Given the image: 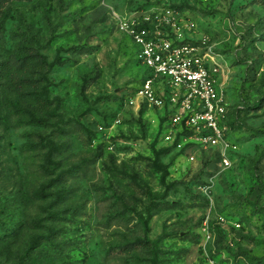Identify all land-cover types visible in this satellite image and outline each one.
<instances>
[{
  "label": "rangeland",
  "instance_id": "obj_1",
  "mask_svg": "<svg viewBox=\"0 0 264 264\" xmlns=\"http://www.w3.org/2000/svg\"><path fill=\"white\" fill-rule=\"evenodd\" d=\"M166 9L219 57L227 168L137 95L119 24ZM26 47L63 61L59 117L17 127L0 88V264H264V0H0V51Z\"/></svg>",
  "mask_w": 264,
  "mask_h": 264
},
{
  "label": "built area",
  "instance_id": "obj_2",
  "mask_svg": "<svg viewBox=\"0 0 264 264\" xmlns=\"http://www.w3.org/2000/svg\"><path fill=\"white\" fill-rule=\"evenodd\" d=\"M119 29L137 46V60L148 69L137 95L148 108L167 113L173 133L217 149L221 164L229 167L233 149L223 126L227 105L217 82L222 69L213 47L185 37L182 30L191 27L170 9L132 16L120 22ZM204 236L210 240L207 222Z\"/></svg>",
  "mask_w": 264,
  "mask_h": 264
},
{
  "label": "trees",
  "instance_id": "obj_3",
  "mask_svg": "<svg viewBox=\"0 0 264 264\" xmlns=\"http://www.w3.org/2000/svg\"><path fill=\"white\" fill-rule=\"evenodd\" d=\"M90 51L84 47L72 48V53L77 55L90 54ZM62 64L63 61L58 55L49 62L46 57L30 47L24 48L13 62L5 59L4 51H0V88L14 95L13 100H5V106L10 116L15 118L17 127L31 126L47 129L57 120L60 99L50 97L51 84L48 75L52 68L60 67ZM52 153V150L49 151L47 157H50ZM154 153L156 158L152 165L157 171L163 173V177L168 176L167 167L159 163L160 153ZM40 197H45L42 192ZM55 198L58 199V196ZM165 207L175 208L169 203ZM155 210L159 212L162 208ZM52 218L58 220L56 216ZM11 234L12 232L8 235Z\"/></svg>",
  "mask_w": 264,
  "mask_h": 264
}]
</instances>
